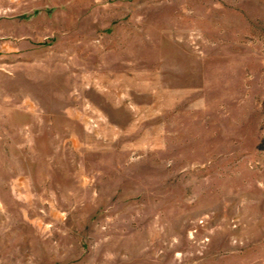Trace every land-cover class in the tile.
<instances>
[{
    "label": "rangeland",
    "instance_id": "obj_1",
    "mask_svg": "<svg viewBox=\"0 0 264 264\" xmlns=\"http://www.w3.org/2000/svg\"><path fill=\"white\" fill-rule=\"evenodd\" d=\"M0 264H264V0H0Z\"/></svg>",
    "mask_w": 264,
    "mask_h": 264
}]
</instances>
